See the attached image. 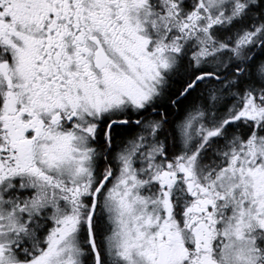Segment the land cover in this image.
Listing matches in <instances>:
<instances>
[{
	"label": "snow or ice",
	"instance_id": "snow-or-ice-1",
	"mask_svg": "<svg viewBox=\"0 0 264 264\" xmlns=\"http://www.w3.org/2000/svg\"><path fill=\"white\" fill-rule=\"evenodd\" d=\"M0 264H264V0H0Z\"/></svg>",
	"mask_w": 264,
	"mask_h": 264
}]
</instances>
